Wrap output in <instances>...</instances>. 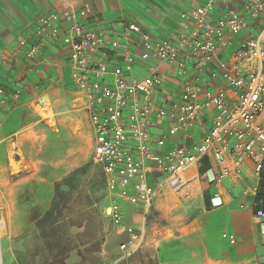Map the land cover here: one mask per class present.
I'll return each instance as SVG.
<instances>
[{"label": "built area", "instance_id": "built-area-1", "mask_svg": "<svg viewBox=\"0 0 264 264\" xmlns=\"http://www.w3.org/2000/svg\"><path fill=\"white\" fill-rule=\"evenodd\" d=\"M186 4L180 13V32L160 41H153L135 21L111 37L103 27V18L93 19L94 28H89L93 8L88 1L77 10L43 14L35 28L41 39L61 41L69 52L93 132L92 160L102 168L112 199L108 214L118 229L124 226V203L141 205L146 221L163 187L170 186L182 195L196 176L188 171L205 157L211 158L206 179L210 183L228 179L232 185L244 181V163L250 161L251 182L243 186L242 194L257 197L259 193L264 174V0H186ZM133 36H138L144 49L142 60L152 56L166 61L181 77L192 67L178 99L170 98L165 80L153 66L148 75L131 81L117 68L113 83L106 82L109 50H121L128 68L134 63L136 54L129 45ZM25 44L26 40H20L10 56L0 54V64L16 66ZM37 51L33 46L26 56ZM213 63L217 72L212 76L219 75L223 84L215 92L203 91L200 78ZM21 91L16 89L13 96ZM203 92L205 100L200 102ZM35 102L44 106L48 97L41 94ZM204 109H213L214 116L201 141L193 146L172 143L180 133L189 135ZM153 125L165 130L154 141ZM155 171L161 176L149 183L148 176ZM221 204L219 196L212 199L213 207ZM257 215L263 216L264 211L258 210ZM3 229L0 210V264H5ZM128 233L129 239L119 245L123 257L146 245L145 225L139 230L130 228Z\"/></svg>", "mask_w": 264, "mask_h": 264}, {"label": "crops", "instance_id": "crops-1", "mask_svg": "<svg viewBox=\"0 0 264 264\" xmlns=\"http://www.w3.org/2000/svg\"><path fill=\"white\" fill-rule=\"evenodd\" d=\"M85 1L90 2L93 8L89 28H94L93 19L103 18V27L111 37L135 21L150 34L153 41L178 34L182 29L180 13L187 8L186 0H0V54L10 56L17 49L19 41L26 40L16 66L0 64V89L5 91L0 93V145L10 146L13 143L24 147L29 136L39 134L41 129H49L55 136L57 146L58 142H62L64 119L71 128L72 137H78L75 133V125L78 124L79 129L82 125L83 130L91 131L93 142L86 100L74 80L76 71L72 68L69 52L61 41L41 39L35 33L38 19L43 14L65 8L77 10ZM129 45L136 54L131 68H128L121 50H109L106 82L113 83V71L117 68H121L123 77L131 81L148 75L149 68L153 66L165 80L164 88L170 98L178 99L183 82L191 76L192 67L189 73L181 77L178 69L166 61L152 56L142 60L140 56L144 49L138 36H133ZM33 46H37L38 51L32 57L26 56ZM219 57L222 59L223 55ZM216 65L213 63L205 68L200 78L203 91L215 92L222 86L219 75L212 76V73L217 72ZM18 88L22 91L15 97L13 93ZM41 94L48 97L47 104L40 109L41 115H47L49 104L54 126H47L49 120L45 121L36 112L35 101ZM204 100L203 92L199 101ZM80 110L83 112L77 113ZM64 115L63 119L61 116ZM213 116V109H204L197 116L189 135L186 137L180 133L173 137L172 143L184 142L189 146L198 144L212 126ZM82 120L84 123L79 125ZM151 130L153 141L165 133L158 125H153ZM210 165L211 158L205 157L188 171L187 174L196 173V176L187 184L182 195L165 185L154 200L146 221L141 205L124 203V226L120 231L118 247L129 239L128 229L139 230L145 225V246L158 248V264H264V215H257L258 210L264 211V181L257 197H247L242 194V189L251 182L250 161H245L244 181L238 185H232L228 179L210 183L206 179ZM78 168L79 165H66L63 161H57L49 172L50 177L41 179L43 181L38 188L30 189L33 191L32 202L18 205L16 213L28 216L30 210L35 208L40 210L41 216L46 214L52 207L56 185L67 180ZM150 176L153 180L161 174L155 171ZM1 182L5 183L3 180ZM23 182L27 185L26 181ZM23 182L17 181L16 184ZM22 187L17 189L20 191ZM25 190L24 186L21 191ZM216 196L222 199L223 204L213 207L212 199ZM152 214L164 223L149 222ZM31 225L24 222L15 231ZM72 260L73 264L80 262L78 256Z\"/></svg>", "mask_w": 264, "mask_h": 264}, {"label": "rangeland", "instance_id": "rangeland-1", "mask_svg": "<svg viewBox=\"0 0 264 264\" xmlns=\"http://www.w3.org/2000/svg\"><path fill=\"white\" fill-rule=\"evenodd\" d=\"M44 106L35 105L36 112ZM83 112L82 110L77 113ZM53 113L47 105L46 124L54 126ZM65 117L64 116H61ZM84 123L80 121L79 125ZM61 132L62 142L55 144V136L49 129H41L29 136L24 147L11 143L0 145V210L4 218L2 250L5 264H158L155 247L145 246L130 256L123 257L118 247L120 231L107 209L111 196L106 190L102 168L92 160L93 142L89 129H76L78 137H72L66 125ZM58 139H60L58 137ZM25 148V149H24ZM57 161L82 167L55 187V198L50 213L41 216L32 208L28 216L16 213V207L32 202L33 191ZM28 176L25 180L24 177ZM150 183L152 177L148 176ZM4 181L5 185L1 181ZM17 181H26L16 184ZM26 187L25 192L21 190ZM22 187L19 191L17 188ZM7 188V189H6ZM177 196L176 194H172ZM149 222H161L157 215L149 216ZM27 226L15 231L16 227ZM161 223H164L163 221ZM18 228V230H19Z\"/></svg>", "mask_w": 264, "mask_h": 264}, {"label": "trees", "instance_id": "trees-1", "mask_svg": "<svg viewBox=\"0 0 264 264\" xmlns=\"http://www.w3.org/2000/svg\"><path fill=\"white\" fill-rule=\"evenodd\" d=\"M81 168H82V167L78 168L77 171L80 170ZM77 171H75V172H77ZM263 181H264V174H263V178H262V180H261V182H260V189H261V186H262ZM260 189H259V193H258V195L260 194ZM50 212H51V211L49 210V211L46 212V214H48V213H50Z\"/></svg>", "mask_w": 264, "mask_h": 264}, {"label": "bare ground", "instance_id": "bare-ground-1", "mask_svg": "<svg viewBox=\"0 0 264 264\" xmlns=\"http://www.w3.org/2000/svg\"><path fill=\"white\" fill-rule=\"evenodd\" d=\"M107 212H108V213L110 212V209H109V208L107 209Z\"/></svg>", "mask_w": 264, "mask_h": 264}]
</instances>
